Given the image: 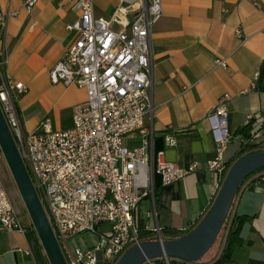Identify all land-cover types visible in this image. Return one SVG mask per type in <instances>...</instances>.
Returning <instances> with one entry per match:
<instances>
[{
    "label": "crops",
    "instance_id": "1",
    "mask_svg": "<svg viewBox=\"0 0 264 264\" xmlns=\"http://www.w3.org/2000/svg\"><path fill=\"white\" fill-rule=\"evenodd\" d=\"M23 1L0 0V13H16L5 28L0 26V52H7L6 73L28 88L17 101L24 129L32 133L45 119L54 130L68 129L72 108L86 99V91L53 85L49 73L78 37L67 27L78 21L79 11L67 0H38L27 13ZM120 3L93 0L94 17L109 20ZM161 9L151 31L152 152L154 157L162 152L166 161L181 168L196 164L197 169L169 186H162L154 172V203L142 201L137 216L143 230L157 227L182 233L203 218L215 198V179L207 162L214 158L216 145L207 115L219 98L229 95L226 121L232 139L224 152L228 164L237 161L241 136L236 133L246 116L264 120V0H161ZM237 30L241 38L235 37ZM215 60L225 61L227 67L215 66ZM146 123L150 125L149 119ZM167 134L174 136L176 146L165 144ZM261 175L264 171L249 178L235 196L231 215L249 220L231 258L221 264H264ZM22 222L26 228L31 225L28 218ZM223 247L224 242L196 263L169 264H213ZM0 264H38L26 235L0 227Z\"/></svg>",
    "mask_w": 264,
    "mask_h": 264
},
{
    "label": "built area",
    "instance_id": "2",
    "mask_svg": "<svg viewBox=\"0 0 264 264\" xmlns=\"http://www.w3.org/2000/svg\"><path fill=\"white\" fill-rule=\"evenodd\" d=\"M37 1L24 0V10L30 13ZM67 1L79 11L78 21L67 27L78 37L49 78L53 85L86 91V99L72 108L71 127L54 130L45 119L34 132L25 131L17 101L28 88L6 73L5 50L0 52V110L66 263L116 264L127 249L142 242L137 211L145 199L154 203V172L162 186H169L197 165L181 168L166 161L162 152L155 157L152 152L151 31L162 16L161 0H121L109 20L94 17L93 0ZM14 15L0 13V26L5 28ZM235 37H242L240 30ZM213 63L227 67L225 61ZM228 100V94L221 96L207 115L216 145L214 158L207 162L215 179L214 197L229 170L224 159L232 139L226 121ZM249 126L247 144L264 151V120L247 115L243 127ZM164 141L176 146L173 135L167 134ZM1 161L5 159L0 148ZM259 180L264 184V175ZM0 227L27 233L1 180ZM150 231L156 240H164L161 229ZM81 234L93 237V244L71 249L68 241ZM159 261L169 264L167 258L145 264Z\"/></svg>",
    "mask_w": 264,
    "mask_h": 264
},
{
    "label": "water",
    "instance_id": "3",
    "mask_svg": "<svg viewBox=\"0 0 264 264\" xmlns=\"http://www.w3.org/2000/svg\"><path fill=\"white\" fill-rule=\"evenodd\" d=\"M0 148L48 263L67 264L1 110ZM262 168L264 151L242 156L229 168L209 210L193 230L176 239L143 241L127 249L116 264H145L162 258L198 262L215 243L242 183Z\"/></svg>",
    "mask_w": 264,
    "mask_h": 264
},
{
    "label": "trees",
    "instance_id": "4",
    "mask_svg": "<svg viewBox=\"0 0 264 264\" xmlns=\"http://www.w3.org/2000/svg\"><path fill=\"white\" fill-rule=\"evenodd\" d=\"M251 131H252V127L249 126V127H243L239 132L236 133V135H240L241 136V146H240V150H239V153H238V156H237V160L239 158H241L242 156H244V155H247V154H250V153H253V152H257V151H261L259 149H256L254 146H250V145L247 144V142H248V140L250 139V136H251ZM231 166H232V164H228V168H230ZM262 171H264V168H262V169H260V170H258L256 172H254L253 174H251L248 178L245 179V181L242 183L241 187L244 185V183L249 178H251L255 174L260 173ZM222 183L220 184V186L222 185ZM248 220L249 219L247 217L231 215V213L229 212V214L227 216V219H226V221H225V223H224V225H223V227H222V229L220 231V233H222V232L225 233L224 234V247L222 249V252H221L220 256L218 257V259L213 264H221L223 261L229 260L231 258V254H232L233 250L240 243V232L242 230V226ZM197 224L195 226H193L190 229V231L193 230L197 226ZM190 231L182 232V233L171 232V231H165V232L162 231V236H163L164 240H171V239H176V238L182 237V236L186 235L187 233H189ZM218 237H219V235H218ZM26 238H27L28 242L31 245V248L33 250L34 256H35L38 264H48L44 254H43L42 247L40 246L39 241H38V239L36 237V234H35V232L33 230L32 225H30L27 228ZM140 238H141L142 242L143 241H156V238H154L153 233L151 231H146V230H142L141 231ZM173 260L174 259H169V261H173Z\"/></svg>",
    "mask_w": 264,
    "mask_h": 264
},
{
    "label": "rangeland",
    "instance_id": "5",
    "mask_svg": "<svg viewBox=\"0 0 264 264\" xmlns=\"http://www.w3.org/2000/svg\"><path fill=\"white\" fill-rule=\"evenodd\" d=\"M29 174H30V171H29ZM0 180H1L2 186L6 192L9 200L11 201L15 210L17 211L20 220L23 221V219H25V218L29 219L28 214H27L25 207L23 205V202H22L20 195L18 193V190L16 188V185H15L13 178L10 174V171H9L6 163L3 161L0 162ZM16 203H19L20 206L22 207V210H23L22 213L17 209ZM43 207H44V203H43ZM224 234H225L224 232L219 234V237L217 238L214 245L212 246V248L209 250V252L206 254L205 257H209L217 251L219 246L224 242ZM92 243H93V241L88 240L87 235H85V234L78 235L77 237L68 241V245L71 249H74L76 247L85 248V247L91 245ZM46 260H47V258H46Z\"/></svg>",
    "mask_w": 264,
    "mask_h": 264
}]
</instances>
